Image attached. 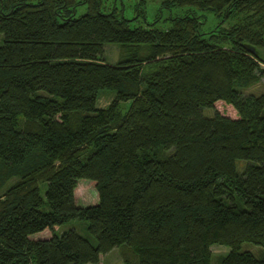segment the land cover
Wrapping results in <instances>:
<instances>
[{
  "label": "trees",
  "instance_id": "obj_1",
  "mask_svg": "<svg viewBox=\"0 0 264 264\" xmlns=\"http://www.w3.org/2000/svg\"><path fill=\"white\" fill-rule=\"evenodd\" d=\"M99 4L0 0V264L95 263L114 246L124 264H211L212 244L230 247L219 264H264V91L245 92L264 78V0H161L190 6L163 28ZM199 10L240 16L207 33ZM107 42L129 47L108 63ZM102 87L115 94L96 106ZM79 178L93 203H75ZM74 218L94 244L54 232Z\"/></svg>",
  "mask_w": 264,
  "mask_h": 264
},
{
  "label": "rangeland",
  "instance_id": "obj_2",
  "mask_svg": "<svg viewBox=\"0 0 264 264\" xmlns=\"http://www.w3.org/2000/svg\"><path fill=\"white\" fill-rule=\"evenodd\" d=\"M161 0H100L99 8L101 10H107L108 8L114 7L118 14L128 19L130 25H144L148 26L152 22L159 27H167L170 24V15H176L185 12L190 8L189 5L183 6H172L165 8L160 6ZM85 7L79 6L76 9L78 14L82 12ZM199 18L202 21L201 28L207 33H211L216 26L229 28L231 25L237 23L239 13H234L229 17L217 16L210 11L199 10ZM156 19V20H155ZM212 40L219 45L230 46L229 41H223L220 39L212 38ZM129 45L121 42H107L103 45L102 56L108 63H114L117 59L122 58L126 54V49ZM264 91V78H261L257 83L245 88V92H253L258 94ZM115 90L113 88L102 87L97 91L96 106H105L114 96ZM129 100L119 102V109L123 111L127 108ZM230 108V107H229ZM225 108L224 112L232 114V110ZM223 111V106H221ZM203 114L206 116H212L214 109L212 107H203ZM244 161L237 163L239 168L244 166ZM10 179L8 182L12 181ZM7 184V182H6ZM5 184V185H6ZM5 187V186H4ZM0 189V192L4 189ZM44 185H41V191H43ZM74 199L77 205H85L93 203L96 200V191L93 186V182L86 178L77 179L76 186L74 188ZM69 227H73L79 234L86 237L92 244H94V237L89 234L85 228V221L83 219H70L59 225L54 229L55 233H60ZM48 234V231L46 232ZM123 246H114L104 253H99L97 262L88 264H124V256L132 259L133 256L124 249H120ZM263 246L254 244L250 241H243L241 243V249H249L255 253H260V249ZM211 264H219L218 260L220 256L225 254L230 247L222 244L211 245ZM123 252H122V251ZM135 258V256H134Z\"/></svg>",
  "mask_w": 264,
  "mask_h": 264
},
{
  "label": "water",
  "instance_id": "obj_3",
  "mask_svg": "<svg viewBox=\"0 0 264 264\" xmlns=\"http://www.w3.org/2000/svg\"><path fill=\"white\" fill-rule=\"evenodd\" d=\"M246 47L249 48V45L246 44Z\"/></svg>",
  "mask_w": 264,
  "mask_h": 264
}]
</instances>
